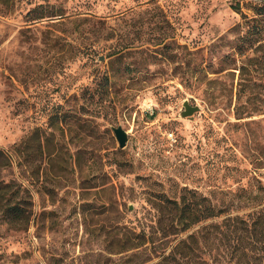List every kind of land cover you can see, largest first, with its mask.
Masks as SVG:
<instances>
[{
  "label": "rangeland",
  "instance_id": "374dc122",
  "mask_svg": "<svg viewBox=\"0 0 264 264\" xmlns=\"http://www.w3.org/2000/svg\"><path fill=\"white\" fill-rule=\"evenodd\" d=\"M263 2L0 0V264H139L186 190L217 215L167 243L264 264Z\"/></svg>",
  "mask_w": 264,
  "mask_h": 264
},
{
  "label": "trees",
  "instance_id": "16d2710c",
  "mask_svg": "<svg viewBox=\"0 0 264 264\" xmlns=\"http://www.w3.org/2000/svg\"><path fill=\"white\" fill-rule=\"evenodd\" d=\"M236 10L239 9V4L233 6ZM255 13L259 17L264 16V2L255 7ZM111 56V55H110ZM0 157H4L2 164L7 163L8 158L3 156L0 151ZM6 161V162H5ZM207 200L197 191L186 190L180 199L160 198L159 208L161 214H164L165 207L171 210V217L169 223H164L158 216L159 223L150 231L140 228L139 232L125 229L117 240L121 243L120 251L137 250L141 255H147L139 264H146L154 257H159L160 260L154 264H205L200 253L199 238L195 233L186 235L185 240L182 239L175 245L167 243L166 237L171 234H177L181 231H188L192 229L198 221L211 218L217 215L215 207L210 205H202L201 202ZM13 211L16 214H21V209ZM20 211V212H19ZM168 248H170L169 251ZM185 261V262H184Z\"/></svg>",
  "mask_w": 264,
  "mask_h": 264
},
{
  "label": "water",
  "instance_id": "95a60500",
  "mask_svg": "<svg viewBox=\"0 0 264 264\" xmlns=\"http://www.w3.org/2000/svg\"><path fill=\"white\" fill-rule=\"evenodd\" d=\"M198 105H190L189 102L186 100L183 103V110L180 112L181 116L187 117L193 115L195 111H198ZM114 135L118 141V146L121 148L125 147L127 140H128V133L125 131L121 125L112 128Z\"/></svg>",
  "mask_w": 264,
  "mask_h": 264
}]
</instances>
